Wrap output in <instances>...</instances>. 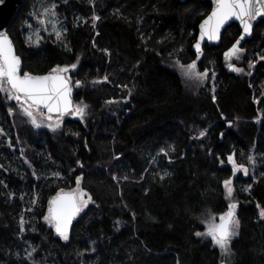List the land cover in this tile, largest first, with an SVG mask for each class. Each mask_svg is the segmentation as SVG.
<instances>
[{
    "label": "trees",
    "instance_id": "obj_1",
    "mask_svg": "<svg viewBox=\"0 0 264 264\" xmlns=\"http://www.w3.org/2000/svg\"><path fill=\"white\" fill-rule=\"evenodd\" d=\"M53 3L63 41L49 27L29 43V21ZM210 8L208 0H21L7 33L22 74L77 64L73 103L88 110L83 119L65 115L56 131L37 128L0 92V264H264V22L238 62L225 57L237 23L198 56V24ZM171 60L195 61L208 79L187 91ZM232 154L247 175L233 173ZM81 175L94 203L65 241L43 217L50 198L74 190ZM232 202L240 227L232 255L222 257L196 233Z\"/></svg>",
    "mask_w": 264,
    "mask_h": 264
},
{
    "label": "snow or ice",
    "instance_id": "obj_2",
    "mask_svg": "<svg viewBox=\"0 0 264 264\" xmlns=\"http://www.w3.org/2000/svg\"><path fill=\"white\" fill-rule=\"evenodd\" d=\"M214 7L211 13L200 24V36L194 47L198 56L201 54V42L207 38L208 40H220L221 29L229 24V21H238L242 27V33L225 53L228 60L235 58L239 60L245 49L241 47V41L246 36L252 34L254 22L261 19L264 22V0H213ZM56 4L45 8L43 16L37 17L38 23L44 26L47 31V25H51L52 33L57 42H62L67 33L66 27H57L59 21L55 19ZM100 17H93V26L95 21ZM31 27V25H29ZM98 34V33H97ZM33 35L36 39H33ZM42 37L38 31H34L32 35L27 37V41L33 44H39ZM66 50H70V46L65 44ZM107 51V50H105ZM264 60V56L260 57ZM21 57L16 54L12 39L6 31H0V92L6 94V98L14 100L19 105L21 115L27 117L32 125L40 127L41 124L47 123V127L56 131L61 127L62 119L65 115H74L83 119L87 113L88 105L81 102L73 104L72 90L73 84L76 87L81 86L80 81L73 82L71 73L77 68V64L56 65L48 73L44 75H34L30 72H23L21 67ZM179 63V62H178ZM254 66L250 64V67ZM185 76L189 79L204 81L208 79V71L203 72L197 70V63L193 61L190 64H180ZM229 68L236 72H243L242 68L229 64ZM107 80V76L104 77ZM126 87V86H125ZM130 95V93H129ZM215 99V96H213ZM108 101L107 103H113ZM10 114H14L13 109H9ZM231 123V122H229ZM3 130L0 129V132ZM206 135L205 131L199 133L200 137ZM223 135V134H221ZM163 151V149L161 150ZM166 154V153H165ZM249 161L255 164V159L248 157ZM228 160L232 164L233 173L242 171L244 175L248 174L249 169L238 164L234 154L228 156ZM83 167V165H80ZM167 175V173H165ZM35 175V173H33ZM54 177H60L59 172L52 173ZM115 179V177H114ZM127 179V177H125ZM163 179V177H161ZM83 176L76 177V188L69 192L61 190L56 197L50 201L48 214L43 219L52 227L56 233L65 241L69 240V229L72 221L78 216L88 204L94 203L92 197L81 188ZM226 198L231 199L234 193L233 182L231 179L223 182ZM23 199V197H21ZM36 201L33 200V203ZM238 204L232 202L228 205V211L219 215L218 221L214 215H210L206 223L205 232H197V236L210 237L215 246H218L222 257H230L232 255L231 242L238 235L240 221L236 216V208ZM259 207V205H258ZM260 217L264 218V209L260 211ZM26 221L23 217L20 219L21 230L24 229ZM35 251V248L32 249ZM29 252L28 256L31 257ZM221 264H225L222 260Z\"/></svg>",
    "mask_w": 264,
    "mask_h": 264
},
{
    "label": "water",
    "instance_id": "obj_3",
    "mask_svg": "<svg viewBox=\"0 0 264 264\" xmlns=\"http://www.w3.org/2000/svg\"><path fill=\"white\" fill-rule=\"evenodd\" d=\"M210 3H211V8H210V10H209V12L201 19V21L199 22V24H198V29H197V36H196V41H195V43H194V45L197 43V41H198V39H199V36H200V24L203 22V20H205L206 18H207V16L211 13V11H212V9H213V7H214V3H213V0H208ZM21 3V0H0V31H6L7 32V28H8V26H9V24H10V22H11V20H12V18H13V16H14V13H15V11H16V9H17V7H18V5ZM260 20V18H258V20L256 21V22H254V25H253V28H254V26L257 24V22ZM231 23H237L238 24V26H239V28H240V34H239V36H238V38L237 39H239V37H240V35H241V33H242V27L240 26V24H239V22L238 21H235V20H232V21H229V24L228 25H230ZM228 25H226L225 27H227ZM225 28H223V29H221V35H222V32H223V30H224ZM252 31H253V29H252ZM252 36V34L250 35V36H246L245 37V39L243 40V41H241V45H242V43L246 40V39H248V38H250ZM10 37V36H9ZM11 38V37H10ZM221 39V38H220ZM220 43V40H208L207 38H205V40L204 41H202L201 42V48L205 45V44H208V45H218ZM235 43V42H234ZM233 43V44H234ZM14 44V43H13ZM232 44V45H233ZM194 45H193V49H195L196 50V48L194 47ZM232 45H231V47H232ZM14 47H15V45H14ZM230 47V48H231ZM16 51V50H15ZM17 54V53H16ZM22 74V73H21ZM44 74H46V73H44ZM44 74H34V75H44ZM71 99H72V102H73V97H71ZM70 191H72V190H70ZM64 192H69V191H64ZM58 193H60V192H57L56 194H54L51 198H50V200H49V203H48V207H47V214H48V208H49V205H50V201L54 198V197H56L57 195H58ZM228 211V210H227ZM226 211V212H227ZM77 217V216H76ZM76 219V218H75ZM74 219V220H75ZM74 220L72 221V224H73V222H74ZM217 222H219V221H217ZM52 227V226H51ZM71 227H72V225H71ZM71 227H70V229H69V233H70V230H71ZM53 229H54V227H52ZM54 231H55V229H54ZM56 232V231H55ZM57 234V233H56ZM219 264H221V262L219 263ZM226 264V263H225Z\"/></svg>",
    "mask_w": 264,
    "mask_h": 264
},
{
    "label": "rangeland",
    "instance_id": "obj_4",
    "mask_svg": "<svg viewBox=\"0 0 264 264\" xmlns=\"http://www.w3.org/2000/svg\"><path fill=\"white\" fill-rule=\"evenodd\" d=\"M44 9L45 8H43V10H41L40 11V13L37 15V17H41L42 18V16H43V12H44ZM38 20V19H37ZM29 25H31V27H29ZM29 25H28V28L25 30V34H26V37H28L29 35H32L33 34V32L34 31H38L39 32V36L41 37L42 36V30H44V26H41L39 23H38V21L37 22H32V21H29ZM49 27H51V25H47V28H49ZM58 27V26H57ZM34 36V35H33ZM36 37V36H35ZM241 57H242V55H241ZM241 59V58H240ZM239 59V60H240ZM231 60H234L235 62H238L239 60H236L235 58H232ZM181 63L179 62L178 63V61H176V60H171V62H169V65L170 66H172L173 68H175L178 72H179V74H180V76H181V79H182V81H183V84H184V86H185V88L187 89V91H189V92H194L195 90H197L204 82H205V80L204 81H197V80H193V79H189L187 76H185V74H184V72H183V70L179 67V65H180ZM187 65V64H186ZM16 104H17V102H16ZM74 105L76 104V103H73ZM18 105V104H17ZM19 106V105H18ZM31 123V122H30ZM34 126V125H33ZM35 127V126H34ZM40 127H45V128H47V129H49V130H52V129H50V128H48L47 127V123H43V124H41V126ZM38 128V127H37ZM241 173L243 174V172L241 171ZM85 191V190H84ZM236 211V210H235ZM219 215H221V214H219ZM219 215H217L216 216V218H217V221H218V218H219ZM210 216V215H209ZM215 216V215H214ZM205 221H207V220H205ZM204 221V222H205ZM206 231V223H205V229L202 231V232H205ZM199 237H201V238H203V239H210L211 240V238L210 237H206V236H199ZM212 244H213V242H212ZM214 245V244H213ZM215 246V245H214ZM218 247V246H217Z\"/></svg>",
    "mask_w": 264,
    "mask_h": 264
}]
</instances>
